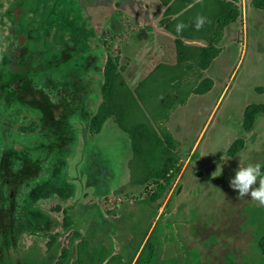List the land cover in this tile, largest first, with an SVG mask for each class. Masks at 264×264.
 <instances>
[{"label":"flooded vegetation","instance_id":"af4514ba","mask_svg":"<svg viewBox=\"0 0 264 264\" xmlns=\"http://www.w3.org/2000/svg\"><path fill=\"white\" fill-rule=\"evenodd\" d=\"M165 10L162 0H0V264L42 260L56 245L54 264H73L79 254L85 264L88 252H107L100 264L110 257L124 264L110 236L92 242L89 227L104 216V198L152 180H135V135L145 127L132 116L121 125L105 99L113 72L131 90L140 80L129 86L128 56L115 69L121 51L111 57L107 47L133 25L146 36L157 22L172 35ZM179 38L193 42L178 46H208L201 36ZM160 64L168 63L146 75ZM159 137L174 159L179 140L167 147ZM111 203L105 215L112 221L118 204Z\"/></svg>","mask_w":264,"mask_h":264},{"label":"rangeland","instance_id":"374dc122","mask_svg":"<svg viewBox=\"0 0 264 264\" xmlns=\"http://www.w3.org/2000/svg\"><path fill=\"white\" fill-rule=\"evenodd\" d=\"M216 25L218 54L196 86L210 89L191 94L171 113L168 128L180 143L164 177L108 203L104 198V216L89 227L92 242L110 236L114 252L124 251V264H134L145 243L141 261L149 264H264V204L229 185L238 166L260 164L264 173V0H237ZM157 26L145 36L133 25L123 42L107 47L111 57L121 51L115 69L128 56L124 77L131 87L157 62L174 64L179 43L193 42ZM212 52L208 47L207 56ZM163 142L171 147L169 139ZM161 187L154 200H138L157 196ZM112 201L118 216L111 221L105 214ZM59 251L56 245L51 256H24L21 264H50V257L54 264Z\"/></svg>","mask_w":264,"mask_h":264},{"label":"trees","instance_id":"16d2710c","mask_svg":"<svg viewBox=\"0 0 264 264\" xmlns=\"http://www.w3.org/2000/svg\"><path fill=\"white\" fill-rule=\"evenodd\" d=\"M162 3L168 16L167 29L172 35L185 38L201 36L206 39L208 46H178V59L174 64L156 66L133 90L119 73L111 74L105 92L106 104L118 115L121 125L126 126L132 116L136 125L145 127L144 133L135 135L139 168L135 180L139 183L164 177L165 164L173 155L160 141L159 133L175 147L178 141L166 126L171 113L177 107L185 105L192 93L203 94L210 89L211 84L201 91L196 86L204 80V70L218 54L215 47L217 40L213 37L216 22L236 8L237 0H162ZM208 47L213 49L210 57L207 56ZM150 122L156 124L157 130ZM160 123L164 125L161 126ZM162 189L163 187L159 189L157 196L151 198L154 200L158 197ZM260 248L264 254V239L260 241ZM143 251L134 264H149L141 261ZM87 255L85 264H100L108 253L101 252L96 256V253L88 252ZM83 260V256L79 254L73 264H84ZM111 261L112 257L105 264H111Z\"/></svg>","mask_w":264,"mask_h":264},{"label":"clouds","instance_id":"9594fccd","mask_svg":"<svg viewBox=\"0 0 264 264\" xmlns=\"http://www.w3.org/2000/svg\"><path fill=\"white\" fill-rule=\"evenodd\" d=\"M234 172L235 174L229 179L230 187L238 190L239 196L250 195L252 199L264 204V173L261 171V165L238 166Z\"/></svg>","mask_w":264,"mask_h":264}]
</instances>
